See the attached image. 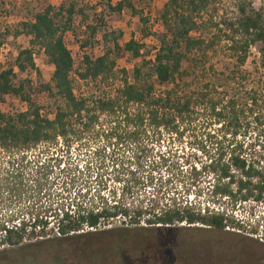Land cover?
Here are the masks:
<instances>
[{"label": "trees", "instance_id": "16d2710c", "mask_svg": "<svg viewBox=\"0 0 264 264\" xmlns=\"http://www.w3.org/2000/svg\"><path fill=\"white\" fill-rule=\"evenodd\" d=\"M93 1L103 4L99 12L94 7L88 9L91 15L77 9L74 0H62L56 8L46 5L12 33L13 38H26L28 49L18 51L12 65L0 72V100L12 96L26 109L12 116L0 112V249L19 248L17 261L21 264H125L120 254L116 256L118 248L115 256L107 254L115 245L103 252L85 247L79 240L118 219L122 228L160 232L166 241L158 257L155 243L149 242L141 247L142 259L126 264H147L144 259L151 264H166L169 237H195L198 226L213 233H223L226 225L240 228L229 214L235 205L264 207V177L245 155L243 144L227 142L216 146L207 162L189 166L178 191L169 193L165 190L170 179L167 158L157 155L146 164V146L140 143L147 129L176 133L179 125L204 114L219 127L222 138L227 135L232 141L252 124L264 127V3L255 9L251 0H233V17L211 24L213 32L203 40L191 35L199 30L201 19L208 15L214 0H168L157 16L162 33L157 36V49L147 73H142L146 64L141 63L131 70L128 81L124 71H115V60L119 53L137 60L141 45L130 39L120 47L119 34L106 31L102 17L127 9L142 25L147 20L132 7V0H121L113 6L109 0ZM75 15L82 21L92 17L90 24L83 27L85 36L76 41L79 50L89 48L99 32L106 45L97 58L83 56L76 77L81 82L100 85L118 82L110 98L90 102L73 94L72 60L63 36L72 32ZM142 34L146 36L144 30ZM8 35V29L0 34V46ZM220 43H225L226 56L237 68L243 67L250 50H255L254 71L258 77L252 89L242 97L233 94L225 101L200 92L177 95V84L190 72L203 70L207 55ZM32 48L39 50L52 68L49 82L33 88L25 81L14 85L15 72L34 71ZM155 86L164 88L157 96L153 92ZM43 93L55 104L52 121L39 117V108L31 99ZM100 118L103 124L99 123ZM41 146L46 151H39ZM122 146L131 155L129 160L110 163L109 170L116 176L111 180L114 190H109L97 173L103 162L95 161L110 159L114 148ZM73 148L86 154L88 160L92 158L91 163L86 160L68 164L56 153L44 156L50 149L54 153ZM249 149L252 150L251 144ZM141 167L147 170L143 178L136 177ZM160 172L165 173V178L160 177ZM208 176L212 180L204 188L205 207L199 203V185ZM209 205L213 207L209 209ZM248 215L252 218L250 211ZM247 222L244 223L249 233L255 234L258 225L252 228V221ZM179 226L185 228L172 230ZM25 242L30 244L22 246Z\"/></svg>", "mask_w": 264, "mask_h": 264}, {"label": "rangeland", "instance_id": "374dc122", "mask_svg": "<svg viewBox=\"0 0 264 264\" xmlns=\"http://www.w3.org/2000/svg\"><path fill=\"white\" fill-rule=\"evenodd\" d=\"M76 1V8H82L87 15H91L88 9L93 7L96 12H99L103 3H96L93 0H74ZM110 5L113 6L121 0H109ZM68 0H65L67 3ZM62 3V0H0V9H4L3 13L10 17V21L7 23L9 35L2 41L1 51L6 53L8 59V66H11L13 59L17 52L20 50L28 49L27 39L23 36L17 38L12 37L13 31L18 29L21 23L31 21V16L39 12L44 6L49 5L53 8L58 7ZM132 7L141 13V17L146 19L145 25H142L137 16H133L127 9H123L119 14H113L110 16L104 15L102 17L106 31L119 34L118 45L122 47L127 41L132 39L138 45H141L140 57L137 60H131L127 55L119 53L115 60V71H124L127 75L128 81L130 80L131 70L140 66L141 63L146 65L142 68V73H147L149 63L152 61L154 53L157 49V36L162 33V28L157 27V16L163 6L161 0H132ZM253 8H257L264 3V0H251ZM233 0H214L208 15L203 16L201 19V25L197 33L192 34L194 38H200L203 40L208 39L213 32L210 28L211 24H216L222 19H230L233 17L234 12ZM89 13V14H88ZM210 22H208L209 17ZM75 21L72 19V32L66 33L63 36V44L68 50L72 60V71L70 73L72 91L74 96L88 101L102 100L110 98L114 95V90L119 86L118 82L109 85H100L98 82L85 81L81 82L76 77V73L80 71L81 61L83 56L91 59L97 58L102 55L104 47L101 42V32L93 37L91 46L84 50H79L78 42L83 39L84 32L83 27L90 24L91 16L87 20L82 21L80 16L75 15ZM91 17V18H90ZM142 30L145 31V37L142 34ZM110 43L108 42V46ZM33 55V70H26L19 74L15 72V78L13 79L14 85L19 81L27 82L29 87H35L37 85L47 84L52 72V68L46 64L41 52L36 48H32ZM225 43L217 45L212 52H210L205 61L203 70H194L190 74L179 82L177 95L182 93L194 94L197 92L207 93L217 101H225L229 96L235 94L236 96H243V93L252 89V86L256 83L258 75L254 71L256 68L257 57L255 50L251 49L249 56L245 61V64L241 68H237L235 63L226 56ZM119 78V77H118ZM148 81H152L151 79ZM207 87V88H206ZM164 88L154 87V95L162 93ZM38 108H47L54 110L55 104L53 100L46 95L38 94L31 97ZM23 111V107L18 99L12 96H4L0 100V112L3 115L16 114ZM261 111H263L261 109ZM99 123H102V119H99ZM103 124V123H102ZM240 136L232 141L229 136L221 137L219 133V127L212 124L207 114L195 117L193 116L190 122L179 125L176 133L169 130H150L145 131L144 137H141L140 143L142 146H146L147 153L143 156V161L146 164L152 163L157 155H163L167 158L168 169L167 174L170 179L168 184L165 185L166 192L173 193L174 190L178 191L177 186L186 180L187 168L191 165L198 167L200 163L207 162V156H211L216 146H223L227 142L234 143L239 142L243 144L245 155L249 156L257 169L264 177V127H258L252 124L248 129ZM249 144L252 145V150L249 149ZM57 148H59L57 146ZM83 150V148H81ZM114 154H111L110 159H98L95 162H103L101 169L98 170V175L102 183H105L106 188L114 190L111 180L116 176L114 172H110V163H116L118 161L129 160L131 155L130 151H127L122 146L121 148H114ZM38 150L42 151L46 148L41 146ZM51 150V149H50ZM48 151L44 156L52 154L61 157L62 160L68 162V164L77 163L81 164L88 160L86 154L83 152L78 153L76 149H59V151ZM145 158V159H144ZM91 159V160H90ZM88 162L91 163L92 158ZM116 159V160H115ZM95 164V163H93ZM150 167V166H149ZM93 169H96L94 167ZM95 172V171H94ZM147 174L145 168H140L136 177L143 178ZM165 173L160 172V177L165 178ZM157 178V176H153ZM210 176L202 180L199 187L201 188L199 195V203L205 206V186L206 183L211 182ZM162 190L163 187H162ZM151 190H149L150 193ZM148 192V191H147ZM192 195L189 194V201ZM136 205L133 204L132 207ZM206 207V206H205ZM209 207H211L209 205ZM236 214L239 217H244L245 213L249 211L257 215V225L262 228L261 234L264 238V207L253 204L240 205L238 208H234ZM248 221V218H246ZM251 221H248V223ZM251 225V223H250ZM183 227V226H182ZM185 228V227H184ZM172 229L176 231L178 229ZM199 232L193 239H177L173 245L167 246V250L170 253H166V258L170 264H257V258L259 253L252 246V242H222L212 243L205 238H216L219 235L225 236H246L245 233H213L211 230L198 226ZM154 231V230H153ZM177 234V233H176ZM178 235V234H177ZM75 240V239H73ZM79 240L92 250L101 249L103 252L113 246V249L108 251L109 256H115L116 248L118 252L116 256L120 254L125 260L123 263H130L137 259H142L141 247L146 243H155L157 250L155 255L158 257L159 250L162 249L165 240L162 239L160 232L152 231H140L130 228H122L118 222H111L108 227L98 230L90 237H82ZM49 241V240H43ZM77 241V240H75ZM252 241V239H251ZM38 241H31L30 243H37ZM25 242L22 246L30 244ZM264 245V242L262 243ZM117 245V246H116ZM21 246V247H22ZM160 248V249H159ZM164 248V247H163ZM19 248L0 249L1 259H8L6 262L0 261V264H12L16 262L20 256L17 251ZM106 252V251H105ZM5 253V255H3ZM154 255V256H155ZM96 257H100L98 254H94ZM155 257V259L157 258ZM141 261V260H140ZM145 263H150V260H143ZM121 262V263H122ZM93 264V262H90ZM166 263V264H168ZM15 264H21L17 261ZM94 264H100L96 261Z\"/></svg>", "mask_w": 264, "mask_h": 264}, {"label": "built area", "instance_id": "2783aa9c", "mask_svg": "<svg viewBox=\"0 0 264 264\" xmlns=\"http://www.w3.org/2000/svg\"><path fill=\"white\" fill-rule=\"evenodd\" d=\"M168 0H161V2H163V4H165ZM5 10H7V8H4ZM3 9V11H4ZM2 9H0V34H3L5 32L6 29H8V25L7 23L11 20L10 17H8L7 15H5V13H3ZM74 21L76 19V17L74 16L72 18ZM158 25H156L157 27H160L159 26V23L157 22ZM3 46L1 45L0 46V72L6 70L8 68V59L6 57V53H3L1 51V48ZM42 54V53H41ZM43 56V55H42ZM31 60H32V63L34 62L33 61V55L31 56ZM21 106L23 107V111H25L26 109V106L24 103H21ZM22 111V112H23ZM38 115L40 118L46 120V121H52L53 120V116H54V110H50V109H47V108H39V111H38ZM8 116H12V114H9ZM241 205H245V204H241ZM212 208L213 206L210 205ZM238 208V205H235L233 207V210H231L229 212L230 216L232 217V220L234 222V224L236 223V225L240 228H237V227H232L230 228L229 226H225L224 227V232H230V233H235V234H238V233H245L246 237H249V238H253L254 240L260 242V243H263L264 242V238H263V235L261 234V230L262 228L260 226H258L256 228V233L255 234H250L249 233V227L244 223L248 218V221H252V228H254V222L257 218V215L256 214H253L252 213V218L249 217V215L247 213L244 214V217H239L237 214H236V211H234V208ZM215 208H213V211H215ZM201 213H203L201 211ZM118 222L120 224V220L118 219H115L114 221L112 222ZM225 223V222H224ZM109 226V225H108ZM106 226V227H108ZM261 229V230H259ZM85 231H89V232H93L94 230H91V229H85Z\"/></svg>", "mask_w": 264, "mask_h": 264}, {"label": "flooded vegetation", "instance_id": "af4514ba", "mask_svg": "<svg viewBox=\"0 0 264 264\" xmlns=\"http://www.w3.org/2000/svg\"><path fill=\"white\" fill-rule=\"evenodd\" d=\"M226 208H230V207H226ZM224 232V230H223ZM193 239V238H199V237H183V236H172L169 237V243L171 245H173L175 242H177V239ZM206 240L212 242V243H222V242H242V241H249L252 242V246L255 247V249L257 250V252L259 253V256L256 257L257 258V264H264V245L256 240H254L252 238L246 237V236H225V235H219L216 238L212 237V238H205ZM170 247V245H169Z\"/></svg>", "mask_w": 264, "mask_h": 264}, {"label": "clouds", "instance_id": "9594fccd", "mask_svg": "<svg viewBox=\"0 0 264 264\" xmlns=\"http://www.w3.org/2000/svg\"><path fill=\"white\" fill-rule=\"evenodd\" d=\"M229 210H230V209H229ZM230 211H231V210H230ZM245 223H246V221H245ZM247 223H248V222H247ZM257 223H258V219L255 220V222H254V226H253V227H255Z\"/></svg>", "mask_w": 264, "mask_h": 264}]
</instances>
